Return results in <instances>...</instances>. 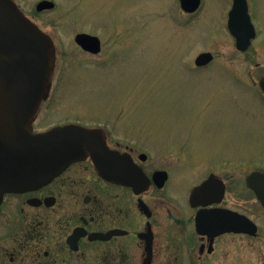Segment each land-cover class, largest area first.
<instances>
[{
	"label": "rangeland",
	"instance_id": "1",
	"mask_svg": "<svg viewBox=\"0 0 264 264\" xmlns=\"http://www.w3.org/2000/svg\"><path fill=\"white\" fill-rule=\"evenodd\" d=\"M40 1L14 0L55 47L34 131L67 123L110 131L150 155L147 170L168 167L175 194L188 195L212 172L243 182L264 172V0H247L256 38L246 52L227 29L231 0H201L191 15L178 0H48L55 7L37 12ZM79 33L99 37L101 52L78 47ZM204 52L214 60L196 68ZM238 194L235 207L259 231L235 237V257L264 264V211Z\"/></svg>",
	"mask_w": 264,
	"mask_h": 264
},
{
	"label": "flooded vegetation",
	"instance_id": "2",
	"mask_svg": "<svg viewBox=\"0 0 264 264\" xmlns=\"http://www.w3.org/2000/svg\"><path fill=\"white\" fill-rule=\"evenodd\" d=\"M101 130L108 149L126 154L142 170L147 187L136 192L103 178L87 158L47 184L5 193L0 200V264H248L235 257V237L255 238L259 229L250 235L229 228L235 212L258 228L235 207L232 196L248 194L250 205L256 202L263 210L246 177L243 182L212 172L188 195L175 194L168 167L147 170L149 154L123 147L110 131ZM157 172L166 173V180H154ZM210 176L215 186L193 205L192 189ZM217 212L221 217L214 216Z\"/></svg>",
	"mask_w": 264,
	"mask_h": 264
},
{
	"label": "water",
	"instance_id": "3",
	"mask_svg": "<svg viewBox=\"0 0 264 264\" xmlns=\"http://www.w3.org/2000/svg\"><path fill=\"white\" fill-rule=\"evenodd\" d=\"M186 14L198 11L201 0H178ZM227 27L235 39L236 49L246 52L256 37L248 13L247 0H232ZM54 3L43 0L36 11L52 10ZM75 43L84 51L97 55L101 51L98 37L79 33ZM209 52L199 54L196 67H206L212 60ZM55 68L52 39L30 21L13 0H0V200L8 192H22L47 184L70 164L90 158L99 176L119 181L136 192L148 185V179L126 154L108 149L105 134L99 128L77 124L55 126L47 131L32 132V122L42 102L47 100ZM264 93V70L259 78ZM154 180H166L157 172ZM264 209V173L246 177ZM213 176L194 187L190 201L194 205L215 186ZM220 216V212L214 216ZM229 228L235 233L254 235L256 225L238 213L230 214ZM233 219V220H232Z\"/></svg>",
	"mask_w": 264,
	"mask_h": 264
}]
</instances>
